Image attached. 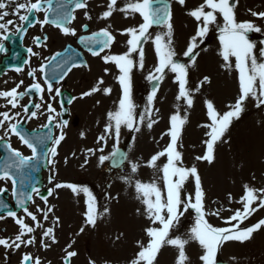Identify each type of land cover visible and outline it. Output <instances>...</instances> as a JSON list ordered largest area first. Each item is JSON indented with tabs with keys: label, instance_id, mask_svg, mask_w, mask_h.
Masks as SVG:
<instances>
[{
	"label": "snow or ice",
	"instance_id": "snow-or-ice-1",
	"mask_svg": "<svg viewBox=\"0 0 264 264\" xmlns=\"http://www.w3.org/2000/svg\"><path fill=\"white\" fill-rule=\"evenodd\" d=\"M180 6L186 4V0H176ZM239 0H202L195 7L188 10L187 15L196 22L195 34L192 35L186 45L183 56L187 57L190 63L181 62L177 58V52L173 44L174 28L172 23V4L171 0H129V2L119 11L127 15L139 14L142 17V23L138 26L128 27L124 29V34L129 36L127 40V50L122 54H106L102 57L104 63H113L119 70L117 77L121 86V98L116 110L107 113V123L104 126L102 134L96 138L97 147H88L81 167L89 163L91 156H96L97 152L101 153L98 157V164L104 165L105 161L112 160L114 166L122 165L128 158L119 148L122 127L134 132H140L141 126L147 121L146 127L152 129L157 124V119H153V111L159 113L160 109L155 108V100L159 85L164 80L166 70L175 74V82L178 84V95L176 99L183 100L190 109L194 105V92L198 93L206 83H211L209 76H204L199 84L195 87H189V68L195 67L197 57L200 56L201 44L204 43L213 26L219 30V41L221 45L220 55L224 61V67L231 69L233 66V58H235V69L238 71V96L234 103L227 106V110L221 112L217 109L213 100L205 101L206 115L208 122L201 125L207 129L203 140L205 150L201 155L195 157L196 161L207 162L212 164L216 159V147L218 143L224 142L226 133H228L234 120H238L241 114L245 112L246 103L250 100L255 102V107L264 109V40L259 42L250 39L251 33H261L264 31L260 25L254 20H239L237 18V5ZM46 4L47 8L43 5ZM117 0H109L107 10L101 15V19H107L117 10ZM9 5L5 0H0V40L9 38L8 28L14 24V21L7 19L10 13ZM72 8L70 11L69 8ZM88 0H58L56 6L53 0H27L25 3L16 5L12 14L17 15L23 24L32 26V18L35 13L45 12L43 20H37L42 27L47 24H54L60 28L65 35H75L76 29L67 26L71 20L75 19V9H87ZM21 10L26 14L20 15ZM250 15L256 19L264 21V10L254 11L249 9ZM48 13H52L50 17ZM88 20L92 16L85 12ZM218 18H222V23H218ZM23 24L17 26L16 32L26 31ZM163 25L166 29L163 32L153 34L149 31L153 26ZM85 29L88 25H83ZM110 27V26H109ZM109 27H105L91 35L80 37L88 51L93 56H99L105 49H110L115 42L116 37L109 31ZM47 37H44L46 40ZM149 40H153L155 52L158 57V63L154 69L149 72L147 79L154 81L150 95L148 96L147 106L142 114H137L136 104L132 98V72L134 68L140 70L145 66V51L143 44ZM38 45L42 43L40 37H36ZM3 43H0V52L5 51ZM33 56L39 53L28 49ZM133 54H137L138 59L133 58ZM60 53L56 54L59 57ZM52 57L51 60H56ZM49 63L41 64L39 69L33 68L28 73L29 76L36 77L37 71L42 73L45 78V86L48 93L55 92L51 96L52 100L61 95V89L53 87V78L46 71ZM74 62L72 55H66L63 59L56 62L54 70L59 69L62 75L59 80H63L68 72L78 67ZM17 72L22 71L20 67L15 69ZM108 69H105L107 72ZM103 78H100L96 84L89 90L81 94V97L91 96L93 93L100 92L110 94L112 89L103 85ZM23 81L9 90H0V98L7 101V105H11L15 109L19 105V100L32 90H36L41 94L40 99L43 100L45 86H42L39 80H35L25 91H20ZM4 105L3 107H7ZM23 114L27 119L37 117V111H31L29 105H24ZM36 109L41 108V104L35 105ZM47 124L42 125L49 131L36 135L30 134L22 128V121L18 119L21 113L16 112L10 114V111H0V128L5 129L4 135L0 136V141H10L11 135H15L19 140L31 150V155H24L19 149L13 148L10 142L5 143L7 154L3 161H0V181L11 182V194L16 200L18 208L22 209L23 216L18 215L17 211L11 210L10 206L0 198V209H7L6 216L13 218L18 226L17 233L14 236H0V246L9 250H19L21 247H29L37 243V229L42 230L40 236V244L44 249H48L52 244L57 243L56 228L60 224V217L55 215V205L49 203V197H52L57 190L62 188L71 189L74 193L83 192L87 195V209L85 212V225L95 227L98 219L108 214L110 209L105 207L103 213L99 211L97 198L87 187H80L72 183H60L56 180V174L53 172L48 180L53 186L46 190V195L41 193L40 188L33 182V172L39 171L41 161H46L51 165L56 164L55 157L58 155V147L65 140L66 133L64 128L68 125L67 120H61L57 127L60 129L59 135L56 136L51 130L54 120L61 115L52 103H47ZM188 122L187 114L181 115L179 104L177 111L169 117V127L167 135L170 139L166 146L151 155L147 160V166L153 168L157 172L162 173L161 182H142L139 179L133 181L130 175L122 176L120 179L125 183L133 185L137 193V199L143 204L142 215L146 216L149 226L144 228L145 239L138 240L137 251L134 257L130 259L129 264H158V256L161 250L166 246H171L177 251L175 264H193L187 246L191 241H195L202 249L199 256L200 264H219L218 254L224 245L228 242L249 241L253 234L264 229V218L259 219L251 225H244L257 211L264 209V187H256L251 183L243 184V192L239 198V208L230 210L231 215L224 219L226 226L217 227L209 222V216L219 217L221 211L225 209H216L214 211L206 210V192L202 183L200 171L195 163L191 166L184 164V153L182 148V133L185 124ZM84 133H81L83 136ZM163 135L161 139H163ZM109 138L114 140L112 151L103 154L108 145ZM135 140V137H133ZM51 142V147H48ZM76 155L75 152L72 153ZM119 157V163H116ZM165 157L166 162L158 164L161 158ZM65 159V163H67ZM141 167L139 162H130L131 173H136ZM194 181V190L188 192L185 187L189 180ZM111 187V185H109ZM9 191L8 187H0V197ZM33 194L39 196L45 207L37 206L35 211L29 209V202L35 203ZM232 196L229 193L228 200L231 201ZM189 210L195 213L194 223L190 232L185 236L175 235L174 230L178 228L181 219ZM140 211V210H138ZM6 216L0 214V221L5 220ZM50 216L54 217L50 221V225L45 227L44 222H48ZM30 218L31 224L26 222ZM241 225H244L241 227ZM80 233L84 232V227L79 229ZM123 233L116 237L121 238ZM50 241L51 243H48ZM75 241L69 243L63 250L65 256L63 264H71L72 258L78 253L73 248ZM235 259V258H233ZM20 264H44L39 256H34L31 252H24ZM51 264V262H48ZM88 264H96L94 259H89Z\"/></svg>",
	"mask_w": 264,
	"mask_h": 264
},
{
	"label": "rangeland",
	"instance_id": "rangeland-1",
	"mask_svg": "<svg viewBox=\"0 0 264 264\" xmlns=\"http://www.w3.org/2000/svg\"><path fill=\"white\" fill-rule=\"evenodd\" d=\"M25 2L27 0H21L20 3ZM32 2H35V0H32ZM192 2L194 1L186 0L184 6H180L176 3V0L172 2L173 44L177 52V58L184 63H190L188 58L183 56V52L186 50V45L190 37L195 34L196 29V22L187 15L188 10L197 6L192 5ZM255 4L256 1L250 2L246 5L247 8H244L242 3L237 5V18L239 20L255 19V23L264 28V21L252 17L249 12V9L254 11L263 10L264 3L253 7ZM104 8L103 6L100 9V14H98L99 17L96 20L97 26L101 28L111 26L113 28L111 31L116 34L114 35L116 39L111 48L96 60L99 64L96 74L97 78L102 77L100 72L102 68L115 70L112 66L108 65L109 63H104L102 57L106 54H122L127 50V40L129 39V36H124L123 33H120V25L117 23L115 25L107 19H101V15L105 11ZM218 23H222V18H218ZM165 30V28H162L152 31L153 39L156 33ZM249 38L256 41L259 46V42L264 40V31L261 33H251ZM147 43L150 45H146L145 47V67L151 72L153 67L158 63V59L149 56L150 52L154 50L153 40H149ZM200 47L204 50L197 57L196 66L189 68V87L197 86L206 75L209 76L211 83H206L200 92L193 93L195 97L194 105L189 109L183 100L178 101L176 99L178 84L175 82V74L166 70L163 85L157 92L155 100V108H159L160 111L159 113L153 111V119H157V124L153 125L152 129H148L146 127L147 121H145V124L141 126V131L138 133L124 127L121 129L119 146L126 145L129 148V159L124 169L112 170L108 165V161H105L104 165H99L98 157L101 153L97 152L96 156L89 158V163L86 165L87 168H85V170L89 168L88 172H83L77 175V177H70L67 173H60L59 176L56 175L57 177L53 181V184L56 182H69L76 183L80 187H87L97 198L98 208L101 213H103L105 207L110 209L108 214L98 219L95 227H91L85 225L87 205H84V203L87 201L86 194L83 192L74 193L69 189V196L74 198V200L72 202L69 197V202L67 205L66 203L64 204V208L60 200L61 195V199L63 198L62 192L64 188L56 196L49 198V203L56 206L54 209L55 215L60 217V224L56 228L57 240L59 241L53 244V247L66 248L69 243L75 241L71 249L78 253V258L76 257L77 260L75 262L81 261V264H88L89 259H94L96 264H129L130 259L134 257V253L137 251L136 242L145 239L143 230L146 226H149V221L146 216L141 214L144 206L141 200L137 199L134 183L133 185H129L120 179V177L130 175L133 181L139 179L145 183L153 181L157 183L161 182L162 173L148 167L146 162L151 155L162 150L169 142L170 138L163 134L167 132L169 117L177 111L178 104L180 114H187L188 116V122L185 124L182 133V148L180 149L184 153V164L191 166V164L195 163L200 171L206 192V210L225 209L221 211L219 217L209 216L208 220L210 223L217 227L226 226L224 219L232 214L228 209L235 210L240 207L238 201L243 192V184L251 183L258 188L264 187V109L256 108L255 102L252 100L246 103L245 112L241 114L240 119L233 121L228 133H226L224 142L217 144L215 161L212 164H208L207 162L195 160V157L201 155L205 150L203 140L207 138L205 136L207 129L201 127V125L208 122L205 101L208 99L213 100L217 109L223 112L227 110L228 105L234 103L239 91L235 58H233L231 69H226L223 66L224 61L220 55L221 45L218 28L212 27ZM147 53L148 55H146ZM133 58L138 59L134 54ZM94 63H90L89 61L87 68L93 67ZM87 68H83L84 75L82 77L85 82H82V85L84 87L83 90L85 89L84 92L92 88V81L94 80L89 78L90 71L85 72ZM75 74H78V71ZM116 76H118V73ZM146 81H137L132 85V98L137 106L136 112L138 115L144 112L148 96L150 95L149 91H147V86L149 85L148 79ZM81 108H83V111L81 109V129L79 127L70 129L71 138L73 135L76 143L80 142L76 138L77 132L81 130V133H84L85 124L86 129H88L87 127L93 126L94 123V125H98L99 123L101 128L93 129L94 133L97 130V135H100L103 132L104 125L107 123L98 114H96L95 118L89 112L91 107L84 104ZM111 111H114V109L112 108ZM162 135L163 139H161ZM133 137H135V140H133ZM113 143L114 140L109 138L108 145L103 154L107 155L112 151ZM80 147L81 160H79L78 156H69L68 165L64 166L67 169L73 168L72 172L75 171L74 167L81 166L83 163L85 159L84 150L88 147H97V145L95 140H88L83 135L81 136V143L71 145L69 149L75 148L77 152H80ZM65 159L63 158L64 161ZM130 162L140 163L141 167L136 173H131ZM165 162L166 158L162 157L158 164L162 167V164ZM52 186L50 184V187ZM185 187L188 192H192L194 190V181L190 179ZM229 193L232 196L231 201L228 200ZM102 199L105 200L104 203ZM37 206L45 207L43 202L36 201L29 206V209L35 211ZM194 218V211L189 210L181 219L178 228L174 230V234L181 236L188 234L194 223ZM262 218H264V209L254 213L244 222V225H251ZM52 219L54 217L50 216L49 221L44 222L45 227L51 226L50 221ZM5 220H2L3 223L1 224L6 225L4 228L8 230L7 235L14 236L18 230L14 225V220H9L7 223H5ZM244 225H241V227ZM81 227H84L83 233L79 231ZM121 233L123 235L117 240L116 237ZM41 234L42 230L37 229V243L27 247L33 253H43L40 251L43 248L40 244ZM47 242L51 243L50 241ZM187 251L193 264H200L199 256L202 254V249L199 244L191 241L187 246ZM24 252H27V250L22 249L16 257L19 258ZM12 254L15 255L16 253L12 252ZM176 256V249L166 246L161 250L157 258L158 264H175ZM218 260H223L230 264H264V229L254 233L252 239L249 241L226 243L218 254Z\"/></svg>",
	"mask_w": 264,
	"mask_h": 264
},
{
	"label": "flooded vegetation",
	"instance_id": "flooded-vegetation-1",
	"mask_svg": "<svg viewBox=\"0 0 264 264\" xmlns=\"http://www.w3.org/2000/svg\"><path fill=\"white\" fill-rule=\"evenodd\" d=\"M16 81V79H14ZM55 95V92L53 93H48L47 91H44L43 93V100L40 99L41 94H36L35 92L32 93V96L29 97V99L23 100V98L19 101V105L17 108L14 109V113L20 112L21 115L20 117L24 119L28 123H34L35 121L38 120L39 125L43 121V119H47L48 117V112H47V103H52L53 107L57 109V111L60 113L61 110V105H60V100L56 97L55 100L51 99V96ZM36 104H41L40 109H36L35 105ZM24 105H29L30 112L31 111H37L38 115L35 118L32 119H27V117L23 114V107ZM61 115L57 118V120H54L53 122L59 123L61 120ZM37 123V122H35ZM64 132H66V137H65V142L62 141L60 146L58 147V152L64 151L68 149V144H69V126L67 125L64 128ZM64 142V143H63Z\"/></svg>",
	"mask_w": 264,
	"mask_h": 264
},
{
	"label": "bare ground",
	"instance_id": "bare-ground-1",
	"mask_svg": "<svg viewBox=\"0 0 264 264\" xmlns=\"http://www.w3.org/2000/svg\"><path fill=\"white\" fill-rule=\"evenodd\" d=\"M11 1V4L12 6L13 5V2H19L20 0H10ZM9 13H11V10L9 9L8 10ZM127 16L126 13L123 14V17ZM113 84L110 82V85ZM101 86V89L105 88V87H110L112 89V92L110 94H104V92L101 90L100 93L98 94L99 97H95L94 96V100L92 101L93 103L90 104L91 106V110L89 112H91L93 114V116L96 118V114L102 116L104 118V121L106 120L107 121V113L110 112L112 110V108L114 110L117 109L118 107V103L114 102V99L112 98L113 96L116 95V92L117 90L119 89L117 85H112V86ZM98 93V92H97ZM100 102V104L98 103ZM109 106V107H107ZM100 110H101V113H100ZM88 112V113H89ZM95 124V123H94ZM93 126L91 125L86 131L85 133L87 134V136L89 137V139H94L96 140V138L99 136L96 134L97 130H95V133H94V129L93 128H101V125L98 123V125H94ZM102 130V129H101ZM72 141V140H71ZM70 141V143H71ZM65 142V141H64ZM63 142V143H64ZM70 194V193H69ZM85 194V193H84ZM72 197H74V195H72ZM86 197V196H84ZM100 197V196H99ZM66 201V199L64 198V202ZM100 201V200H99ZM103 203L105 202L104 199H102ZM78 258V257H77ZM76 258V260H77ZM55 262V261H54ZM78 264H81V261H78L76 262ZM84 264V263H83Z\"/></svg>",
	"mask_w": 264,
	"mask_h": 264
}]
</instances>
